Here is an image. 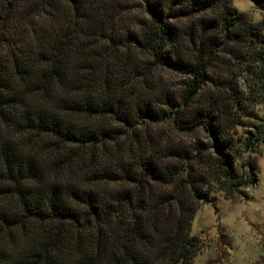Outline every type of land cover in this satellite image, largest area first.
<instances>
[{
  "label": "trees",
  "instance_id": "16d2710c",
  "mask_svg": "<svg viewBox=\"0 0 264 264\" xmlns=\"http://www.w3.org/2000/svg\"><path fill=\"white\" fill-rule=\"evenodd\" d=\"M138 6L133 21L120 0H0V264H191L206 184L228 198L246 182L230 150L234 88L189 92L254 25L230 0ZM155 65L191 79L162 83ZM160 122L198 127L212 153L151 130ZM254 141L264 126L242 145Z\"/></svg>",
  "mask_w": 264,
  "mask_h": 264
},
{
  "label": "rangeland",
  "instance_id": "374dc122",
  "mask_svg": "<svg viewBox=\"0 0 264 264\" xmlns=\"http://www.w3.org/2000/svg\"><path fill=\"white\" fill-rule=\"evenodd\" d=\"M120 1L129 9L131 20L134 21L135 16L143 17L139 0ZM230 4L236 13L254 25L257 35L250 38L252 42L248 38L245 42L225 45L206 70L205 80L197 79L189 95L193 101L206 98L215 87L213 83L216 80L225 90L228 84L234 88L231 95H235L244 108L239 117L241 122L229 130L230 150L234 154L233 165L237 172H246L247 178L228 198L214 182L206 184L213 204L200 201L193 212L188 233L196 235L199 244L191 264H264V146L260 141H254L250 149L242 145L247 138L255 135L257 128L264 126V80L256 79L259 71L264 72L261 62L264 58V10L253 0H230ZM258 54L262 59L258 58ZM153 72L160 82L175 87L191 79V74L159 65H155ZM168 125L160 122L149 126L157 133L161 131L166 138L178 139L186 144L199 140L204 143L206 152L212 153L214 139L211 135L198 127L191 131L173 130ZM139 127L137 124L134 128ZM249 161L253 163V173L248 171Z\"/></svg>",
  "mask_w": 264,
  "mask_h": 264
}]
</instances>
